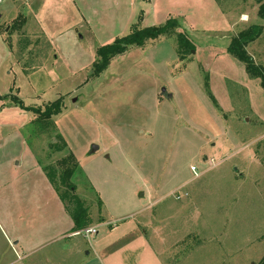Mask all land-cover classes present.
Here are the masks:
<instances>
[{"label": "rangeland", "instance_id": "rangeland-1", "mask_svg": "<svg viewBox=\"0 0 264 264\" xmlns=\"http://www.w3.org/2000/svg\"><path fill=\"white\" fill-rule=\"evenodd\" d=\"M259 3L0 0V264L58 263L71 219L45 168L62 191L69 154L71 191L98 231L73 239L83 250L74 264L260 261L264 90L225 50L237 31L264 28ZM169 17L189 48L172 33L92 74L99 46ZM246 49L264 65V31ZM57 99L48 118L22 107ZM25 237L38 248L22 256Z\"/></svg>", "mask_w": 264, "mask_h": 264}, {"label": "trees", "instance_id": "trees-1", "mask_svg": "<svg viewBox=\"0 0 264 264\" xmlns=\"http://www.w3.org/2000/svg\"><path fill=\"white\" fill-rule=\"evenodd\" d=\"M259 8L257 10V17L261 20H264V0H258ZM141 16V13L139 14ZM181 27L179 20L173 17H169L162 24L159 25H150V26H139L136 23H133L130 27V31L121 36L115 37L110 43L99 46L96 49V55L98 60L93 64V75L98 76L103 70L106 69L110 60L118 55L125 52L129 47L144 46L149 41H154L161 36H169L172 33H175L178 39V43L190 47L192 43L188 38H186L183 32H175L176 29ZM264 28L262 25L257 23H252L244 29L237 31V33L232 36L225 45V50L228 54L241 61L244 64V69L248 77L259 79L260 86L264 90V65L256 63L253 56L248 53L246 46L250 42L258 39L263 33ZM10 47V46H9ZM27 46L19 45L21 51ZM16 102V101H15ZM25 109L32 110L42 118H48L54 114H57L61 111V100H55L40 109L37 107H25ZM74 157L72 154H69L66 158H63L58 161L60 167L63 166L62 170L65 171L64 174L60 177V184L65 188L61 191L60 185L56 184V168L52 167V171H47L48 167L46 166V175L56 190L58 197L64 203V207L69 217L73 222V229L77 230L83 227H86L89 224V218L87 214V209L83 205L82 201L78 196L72 193L71 185L68 182L70 176L73 174L74 168L77 166L76 162H73ZM67 162H71V168L65 169ZM65 169V170H64ZM256 264H264V255Z\"/></svg>", "mask_w": 264, "mask_h": 264}, {"label": "crops", "instance_id": "crops-1", "mask_svg": "<svg viewBox=\"0 0 264 264\" xmlns=\"http://www.w3.org/2000/svg\"><path fill=\"white\" fill-rule=\"evenodd\" d=\"M178 16H180V15H178ZM9 51H10L11 57L14 59L13 48H9ZM21 52H25V51H21ZM49 185H50L49 190L53 193L52 194L53 197H56L57 199H59V201L64 206V203L58 197V194H57L56 190L54 189V187L51 185V183H49ZM102 222H104V220ZM72 227H73V222L71 220V223H70L71 230H70V232L74 231V229ZM92 227H96V224L93 223ZM66 234H68V233H63V235L58 239L59 240V245H60L59 249H58V253L60 255H59V258H58L59 261H58L57 264H74L76 261L79 260V257L81 256V254L83 252L81 242H79L77 240H73L75 237H78V235H71V233H70V236H69V235H66ZM71 236H73V237H71ZM28 237H25V239L24 238H20V239H23V240H21V243L19 244V249H20V251H23V252L26 251L27 252V253H23L22 256H25L27 254L29 255L30 253L32 254L36 250V248H38V247L35 248V247L32 246V245H34V243L30 242L28 240ZM20 239L17 240V243L20 242ZM128 243H129V241H128ZM119 245H122V243H120ZM117 251L121 252V251H124V250H122V249L118 250L117 249ZM124 253H126V252H122V254H124ZM89 254H90V252L87 251L86 255H89Z\"/></svg>", "mask_w": 264, "mask_h": 264}, {"label": "built area", "instance_id": "built-area-1", "mask_svg": "<svg viewBox=\"0 0 264 264\" xmlns=\"http://www.w3.org/2000/svg\"><path fill=\"white\" fill-rule=\"evenodd\" d=\"M192 170H194V167H192ZM97 233L96 227L92 226H86L77 230L72 231L71 235H82L89 239L90 235H95Z\"/></svg>", "mask_w": 264, "mask_h": 264}, {"label": "water", "instance_id": "water-1", "mask_svg": "<svg viewBox=\"0 0 264 264\" xmlns=\"http://www.w3.org/2000/svg\"><path fill=\"white\" fill-rule=\"evenodd\" d=\"M161 92L165 93V89H164V88H162V89H161ZM141 195H142V194H141Z\"/></svg>", "mask_w": 264, "mask_h": 264}]
</instances>
